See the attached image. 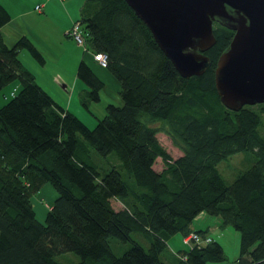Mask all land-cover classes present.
Segmentation results:
<instances>
[{
	"label": "trees",
	"instance_id": "1",
	"mask_svg": "<svg viewBox=\"0 0 264 264\" xmlns=\"http://www.w3.org/2000/svg\"><path fill=\"white\" fill-rule=\"evenodd\" d=\"M9 19L0 5V91L18 84L0 107V264H60L55 257L64 253L79 264H165L160 257L173 235L209 238L191 228L202 214L239 233L237 264H264V104L228 111L213 85L231 31L212 23L208 68L181 78L123 0H84L75 21L84 48L105 57L119 99L89 129L21 66L20 49L42 63L35 48L24 37L4 44L1 28ZM76 77L87 88L80 102L87 109L103 83L83 61ZM158 133L178 157L159 145ZM239 153L254 161L225 185L217 166ZM157 159L160 171L153 169ZM43 185L56 197L38 221L31 197ZM112 200L122 209L114 210ZM109 239L129 248L115 256ZM222 259L209 238L177 251L171 264Z\"/></svg>",
	"mask_w": 264,
	"mask_h": 264
},
{
	"label": "water",
	"instance_id": "2",
	"mask_svg": "<svg viewBox=\"0 0 264 264\" xmlns=\"http://www.w3.org/2000/svg\"><path fill=\"white\" fill-rule=\"evenodd\" d=\"M123 1L181 78L208 68L212 23L231 31L213 71L219 102L232 112L264 104V0Z\"/></svg>",
	"mask_w": 264,
	"mask_h": 264
},
{
	"label": "crops",
	"instance_id": "3",
	"mask_svg": "<svg viewBox=\"0 0 264 264\" xmlns=\"http://www.w3.org/2000/svg\"><path fill=\"white\" fill-rule=\"evenodd\" d=\"M83 1L0 0V5L10 18L1 28L4 44L11 47L24 37L41 56L42 63H38L27 51L20 49L17 59L21 66L32 75L35 83L56 106L71 113L84 124L81 117L88 119L83 112H80L83 110L80 101L87 88L76 77L79 62L83 61L103 83L102 91L105 80L116 90V93L118 85L103 68L97 65L92 58L93 54L76 45L67 34L72 23L78 18V10ZM35 6H39L38 11L35 10ZM96 105V102H90L87 108ZM102 111L104 115V108ZM89 114L95 120L100 119L92 112ZM46 206L50 207V205Z\"/></svg>",
	"mask_w": 264,
	"mask_h": 264
},
{
	"label": "rangeland",
	"instance_id": "4",
	"mask_svg": "<svg viewBox=\"0 0 264 264\" xmlns=\"http://www.w3.org/2000/svg\"><path fill=\"white\" fill-rule=\"evenodd\" d=\"M2 1V0H1ZM108 74V73H106ZM110 78L111 75H108ZM114 80V79H113ZM115 81V80H114ZM117 84V82L115 81ZM118 85V84H117ZM18 88L16 82L5 86L0 91V107L10 98L9 93L14 89ZM81 102V101H80ZM119 99L116 90L112 88L109 83L105 80L104 89L99 93V101L96 102L95 107H88L87 109L80 110L88 120L81 117L85 126L92 129L95 125V118L90 116V112L97 118L103 116V108L107 104H118ZM81 105V103H80ZM96 108V109H95ZM90 111V112H89ZM156 139L159 145L165 150V152L174 159L180 155V152L172 146L167 137L163 134H156ZM253 158L248 153H239L231 156L227 161L220 163L217 166V170L225 183L229 185L235 176L248 169L252 163ZM155 171H160L161 162L157 159L153 165ZM56 194L48 185H43L39 191L31 197L32 209L35 213V217L38 221H43L45 211L48 209L46 205H51L55 199ZM111 206L114 210L122 209L119 202L112 200ZM191 228L194 230L202 229L206 232V235L214 242L217 243L222 250L223 259L219 262H209L208 264H237L238 256V245H239V233L230 225H221L220 220L217 217L199 215L191 224ZM131 239L140 245L143 249L147 248V242L138 236L131 235ZM108 245L113 255L119 256L121 253L129 248L128 243H119L114 239L108 240ZM187 246L181 244V237L179 234L173 235L167 241V250L163 252L160 259L165 264H171L172 256L177 251L186 249ZM171 258V259H170ZM55 260L60 264H79V258L72 253H64L55 257Z\"/></svg>",
	"mask_w": 264,
	"mask_h": 264
},
{
	"label": "built area",
	"instance_id": "5",
	"mask_svg": "<svg viewBox=\"0 0 264 264\" xmlns=\"http://www.w3.org/2000/svg\"><path fill=\"white\" fill-rule=\"evenodd\" d=\"M35 10L38 11L39 6H35ZM67 34L76 45L84 48V39H83L84 35H83V31L81 30L80 24L78 22H74L70 26ZM92 58L100 68L103 69L105 68L106 61H105V57L102 54H93ZM208 240L209 238L207 237L204 240H201L200 237H198L196 234L190 233L181 239V244L189 247V245L191 244H199L201 242L206 243L208 242Z\"/></svg>",
	"mask_w": 264,
	"mask_h": 264
}]
</instances>
